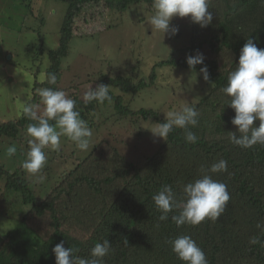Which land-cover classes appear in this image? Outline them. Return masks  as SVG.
<instances>
[{
	"label": "trees",
	"instance_id": "16d2710c",
	"mask_svg": "<svg viewBox=\"0 0 264 264\" xmlns=\"http://www.w3.org/2000/svg\"><path fill=\"white\" fill-rule=\"evenodd\" d=\"M23 1L30 12L34 1V8L41 2ZM59 1L67 5L66 12L59 31V44L49 50L50 66L46 69L47 74L57 75V82L48 84L46 74L43 88L58 89L62 76L60 61L68 56L74 23L85 6L96 3L122 12L131 5L146 4L149 8L153 5V0ZM210 10L213 20L206 27L201 28L190 19L188 45L183 48L187 55L160 59L153 64V68L175 65L190 69L186 58L203 53L204 63L196 65L195 70L206 65L209 79L202 78L205 94L192 105L199 113V122L195 127L189 126L197 137L196 142H187L185 130L174 128L156 152L129 160L128 141L122 136L110 140L101 131L109 126L110 130L121 128L132 134L140 118L158 123L165 121L157 109H131L129 103L123 104V95L131 93L134 97L146 85L145 80L136 81V75L119 74L101 78V84L110 86L112 96L111 103L106 101L102 105L112 104L114 109L101 121L94 120L93 115L99 103H85L76 92H70L68 96L76 100L81 118L87 121L93 135H100L87 154L76 157L73 167L64 170V175L59 176L60 180L42 199L35 194L23 168L5 169L0 164L4 192L20 195L22 204L15 202L18 209L21 205L30 208L25 212L22 207L21 219L8 227L7 242L0 251V264H55L52 249L61 241L66 248L78 249L75 256L88 258L94 244L104 239L112 248L104 264H184L169 244V240L182 235H189L196 241L209 264H264V247L249 243L254 235L264 239V145L244 149L231 143L230 132L237 136L239 133L231 123L235 113L228 105L230 97L222 91L228 75L235 70L246 40L252 39L258 48L264 49V0H210ZM151 74L153 79L155 75ZM37 99L40 101L39 96ZM33 100L35 98L28 104ZM21 112L18 120L0 124V138H16L28 124L35 123L23 110ZM259 123L254 121V126ZM221 159L227 161L228 171L207 173L226 184L231 197L221 217L215 222L206 219L195 226L177 227L171 220L174 212L169 213L168 220L160 221L161 212L153 196L161 187L171 185L177 199L182 200L184 185L201 178L205 174L202 169L207 170ZM47 183L50 186V181ZM9 207L12 215L10 204ZM33 217L42 218L43 225L32 227L27 219ZM73 223L75 229L70 230Z\"/></svg>",
	"mask_w": 264,
	"mask_h": 264
},
{
	"label": "rangeland",
	"instance_id": "374dc122",
	"mask_svg": "<svg viewBox=\"0 0 264 264\" xmlns=\"http://www.w3.org/2000/svg\"><path fill=\"white\" fill-rule=\"evenodd\" d=\"M34 3L30 12L23 0H0V124L18 120L24 106L33 98L32 105L40 104L37 90L43 88L46 81V69L50 66L48 52L59 44V31L67 5L59 0H41L34 8ZM153 12V6L149 8L146 4L131 5L122 12L108 10L96 3L85 6L74 23V35L68 42V56L60 61L62 76L58 89L65 90L67 95L76 92L83 98L88 87L95 88L101 84L100 79L104 76L136 75V81L144 79L146 85L134 97L131 93L123 95V104L129 103L131 109H157L160 118L165 119L168 111H178L184 104H196L206 91L200 70L175 65L153 68V64L160 59L188 54L183 48L188 45L190 17H173L170 24L178 28V33L162 36L148 25V18ZM151 73L155 75L153 79ZM42 112L41 105L38 115ZM113 112L112 104L105 107L99 103L93 114L94 120L101 121ZM120 123L123 124V121ZM139 123L132 134L121 128L112 127L110 130L109 126L102 128L101 133L110 140L122 136L130 144L128 159L138 160L156 152L163 142L150 131L158 122L140 118ZM26 128L16 138H0V164L5 169L22 168L28 140L31 139L26 134ZM99 135H92L90 149ZM9 146H15L14 156L6 154ZM45 152L47 162L42 170L43 180L33 182L26 172V178L33 184L32 189L41 199L51 191L50 187L57 184L64 170L73 167L76 157L87 154L66 137H61L58 151L45 149ZM47 181H50V186ZM4 182L0 180V251L7 242L5 234L22 217L21 208L25 212L30 209L26 205L18 209L15 202L21 203L20 195L5 193ZM40 192L43 194L40 195ZM27 221L32 227L43 225L42 218L33 217ZM75 226L73 223L70 230ZM76 232L79 234L80 228Z\"/></svg>",
	"mask_w": 264,
	"mask_h": 264
},
{
	"label": "clouds",
	"instance_id": "9594fccd",
	"mask_svg": "<svg viewBox=\"0 0 264 264\" xmlns=\"http://www.w3.org/2000/svg\"><path fill=\"white\" fill-rule=\"evenodd\" d=\"M152 6L154 12L148 18V25L162 36H174L178 33V28L170 24L173 17H190L201 28L210 25L213 20L210 0H153ZM186 63L193 70L196 65H203V53L197 52L194 56H188ZM200 73L205 81L209 79L206 65L200 68ZM56 82L57 75L48 73L47 83L55 85ZM37 91L40 104H26L23 108L27 117L35 123L28 124L26 128V134L31 139L28 140V151L21 166L33 182L39 183L43 180L42 170L47 162L45 149L58 151L61 148V137H66L77 149L87 152L93 131L87 121L81 118L76 100L70 98L65 91L51 87ZM222 91L230 97L228 105L235 113L231 123L239 133L237 136L230 132L231 143L244 149L264 145V49L258 48L252 39H247L241 48L235 70L228 75L227 85ZM83 100L85 103H111L110 86H89ZM41 105L43 112L38 115ZM198 116L194 106L184 104L178 111H168L165 121L156 123V127L150 131L154 137L166 140L174 128L184 129L186 141L195 143L197 137L189 130V126H197ZM257 120L260 122L259 126H254V121ZM15 153V146H9L6 150L9 157ZM202 171L205 174L201 178L184 185L182 200L177 199L171 185H163L153 196V201L161 212L160 221L168 220L169 213L174 212L176 214L171 215V220L177 227L185 224L195 226L206 219L215 222L221 217L231 197L227 185L214 180L207 173L227 172V161L221 159ZM249 243L264 247V239L260 235L250 237ZM169 244L184 264H209L206 254L191 236H178L169 240ZM77 251L78 249L72 247L66 248L61 241L52 249L55 264H104V258L110 254L112 248L111 243L104 239L103 242L94 244L88 258L75 256Z\"/></svg>",
	"mask_w": 264,
	"mask_h": 264
}]
</instances>
